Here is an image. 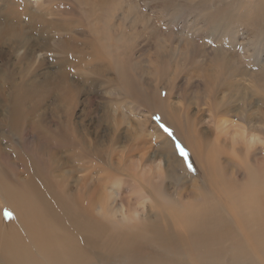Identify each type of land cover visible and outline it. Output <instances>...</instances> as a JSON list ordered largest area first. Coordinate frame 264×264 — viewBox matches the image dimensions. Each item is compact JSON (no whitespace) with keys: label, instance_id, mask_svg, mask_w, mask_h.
<instances>
[{"label":"bare ground","instance_id":"bare-ground-1","mask_svg":"<svg viewBox=\"0 0 264 264\" xmlns=\"http://www.w3.org/2000/svg\"><path fill=\"white\" fill-rule=\"evenodd\" d=\"M2 6L0 47L11 49L0 50V264H264V80L242 96L231 93L241 62L228 50L237 45L249 57L250 43L227 35L238 21L264 44V0H236L238 16L207 18L223 39L216 36L214 66L200 77L210 75L200 84L214 94L204 98L202 114L178 125L177 109L146 99L186 148V160L162 133L130 134L119 150L109 145L121 138L78 130L71 70L88 81L106 50L59 58L78 49L72 23L15 0ZM36 28L34 41L27 30ZM44 50L56 53L57 73L41 74ZM19 52L24 67L10 70L8 57ZM51 97L64 103L58 118H65L54 124L44 112ZM176 161L189 179L170 196Z\"/></svg>","mask_w":264,"mask_h":264},{"label":"rangeland","instance_id":"rangeland-1","mask_svg":"<svg viewBox=\"0 0 264 264\" xmlns=\"http://www.w3.org/2000/svg\"><path fill=\"white\" fill-rule=\"evenodd\" d=\"M105 3L110 5L105 6ZM15 4L21 9L27 5L31 12L41 13L53 22L64 21L75 26L78 49L59 58H80L83 56L81 51L85 54H93L92 50L99 52L96 46L106 50L107 54L102 59L92 62L96 71L91 74V71L88 72V81L80 79V75L71 70V77L80 91L76 101L79 106L73 113V125L78 130H87L91 132L88 134L91 137L99 134L111 141L121 138L120 143L109 145L119 150L130 134L135 139L137 134L162 133L172 139L179 156L187 159L177 145L185 147L177 141L168 124L162 125L160 114L151 111L153 106L148 105L146 99L155 101L157 107L164 105L177 109L174 110V118L178 125L188 114H202L204 98L209 96L213 99L214 94L212 91L208 93L207 87H204L205 92L202 90L200 77L206 69L214 66V50L219 43L216 36L221 37L212 34L211 21L207 18L212 20L217 11L238 16L240 8L236 6V0H15ZM24 25L30 29L29 23ZM33 30H27L28 35L34 41L40 39L38 29ZM246 30L238 21L227 30L230 37L237 34L240 42L250 43L249 57H245L243 48L237 45L228 50L229 53H236V57L231 59L241 62L230 89L231 93L238 96H242L245 88L251 87L255 79L264 80V44L247 33L245 35ZM45 37L51 38L53 49L54 33ZM7 48L11 49L8 42L0 50L5 51ZM22 55L23 52H19L8 57L12 58L10 70L14 67L18 71L24 67L17 66ZM55 58L56 53L44 50L46 60L39 69L41 74L58 72V57ZM4 64L0 62V66ZM208 77L210 75L205 78ZM209 84L212 85L213 81ZM127 85L130 89L135 88L136 92L131 93ZM63 104L56 97L48 99L44 112L50 124L65 118H58L59 106ZM261 147L264 145L258 149ZM176 165L180 170L167 186L170 196H174L175 190L183 188L189 179V174L178 166V161ZM127 197L132 199L133 195L128 194Z\"/></svg>","mask_w":264,"mask_h":264},{"label":"snow or ice","instance_id":"snow-or-ice-1","mask_svg":"<svg viewBox=\"0 0 264 264\" xmlns=\"http://www.w3.org/2000/svg\"><path fill=\"white\" fill-rule=\"evenodd\" d=\"M157 119H159V117H157ZM166 131H167V129H166ZM177 147L179 148L180 153H181L183 156L187 157V152L185 151V149H184L182 146H180L179 144L177 145ZM189 167H191V165H189Z\"/></svg>","mask_w":264,"mask_h":264}]
</instances>
